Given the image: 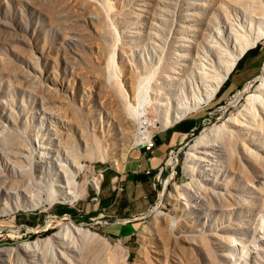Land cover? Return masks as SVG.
I'll return each mask as SVG.
<instances>
[{
  "label": "rangeland",
  "instance_id": "rangeland-1",
  "mask_svg": "<svg viewBox=\"0 0 264 264\" xmlns=\"http://www.w3.org/2000/svg\"><path fill=\"white\" fill-rule=\"evenodd\" d=\"M260 1L0 0V264H264V116L246 100H264V88L254 82L231 102L264 71V37L209 103L176 114L200 96L206 65L219 72L213 45L233 52L236 35L261 28L249 13ZM136 84L145 99L135 106ZM120 102L142 121L123 135ZM183 121L194 128L157 181L119 183L133 142ZM212 127L184 171L188 145ZM102 149L115 164L97 157ZM58 164L76 171L74 203L50 191ZM142 194L154 199L147 210L158 198L147 214L137 213ZM68 224L87 236L43 241Z\"/></svg>",
  "mask_w": 264,
  "mask_h": 264
},
{
  "label": "bare ground",
  "instance_id": "bare-ground-1",
  "mask_svg": "<svg viewBox=\"0 0 264 264\" xmlns=\"http://www.w3.org/2000/svg\"><path fill=\"white\" fill-rule=\"evenodd\" d=\"M249 13L252 16H254L253 18H257L258 19V21L260 23L259 25H260L261 28H259V27L257 28L258 31H257V33L255 32L256 34L254 36H250L249 35L250 37H249L248 40L246 39L247 37L245 38L244 36L236 35L237 38H236V40L234 38V40L238 43V47L233 52H227V50L224 49L223 47L217 46V45H215V46L213 45V47H215L214 51H215L216 63L221 64L219 72L216 75L214 74L213 75L214 77H213V76H211V74L213 73V68H212L213 65H210V66L206 65L207 67L205 66V71L203 72V76L200 77V81H199L198 85H195L196 89H199V88L201 89L202 88V92L200 93V96H197L196 99L193 101V103L190 102L191 104H189V102L183 101V103H181L180 107L177 108V113L176 114L177 115L179 114V116H177V117H183V115H185L186 113L189 114V112H193L197 108H203L207 103H209L214 98V96L217 94V91L219 90L221 85L225 82V80L227 79L228 75L230 74V72L234 68V66L237 63V61L242 57L243 54H245L247 51L252 49L254 47V45L257 43V41L262 36L264 37V2L262 3L260 1L259 3L257 2V4L255 2L253 7H251V10L249 11ZM236 36H234V37H236ZM213 49H210V52H212ZM201 74H202V72H201ZM132 80H133V78H132ZM128 82H130V81H128ZM138 83H140V81ZM253 83L255 85H257L256 88H255V92H258L259 90L264 88V71L262 73H260L258 75V77H256L250 84H248L247 87L244 90L239 91L234 96V98L231 100V102H233V101L236 102V100L240 99L246 93L245 91L249 89V85H251ZM132 84H133V86H132ZM132 84H131V86L134 87L135 83H132ZM137 85L138 84H136V86ZM131 86H130V89H131L130 93L132 95L131 99H133L131 101H134V102L136 101L135 103L132 102V104L133 103H134V105L135 104H141L143 102V99H145L143 94H142V96H140L141 92L143 91L142 86L139 85L134 90H133V88H131ZM131 95H130V97H131ZM186 99H187V97H185V99H183V100H186ZM246 100H247L248 104H249V101H252V102L255 101L256 102L255 105L257 106L259 112L264 116V100L260 96H258L257 94L249 95V96L246 97ZM127 101L129 102L128 99H127ZM120 104L123 107L121 109H119ZM120 104L119 103L117 104L118 108L116 109L117 113H116V116H115L116 117L115 118V122L117 123L118 128H120V131H122L121 133L123 135V133L126 130L129 129V127H133V126H135L137 124L139 126V125H141L142 121L141 122L138 121V119H137V113L138 112L135 113L134 109H132V105L130 106V104H127L126 102H123V103L120 102ZM159 106L160 105L157 103L156 104V109H157L158 114L161 115V111H160V107ZM245 110H248V109H245ZM246 113H247V111H246ZM243 114H245V113H243ZM160 118H161V116H160ZM162 121L161 120L159 121L158 125L160 127H164V124L162 123ZM217 130H218V128H216V127L213 128L212 127V128H209V129L203 131L199 136L194 138L193 141L188 145V147H187V149H186V151L184 153V156H185L184 157V161H183L184 171H188L189 164L192 161V158L194 157V154H195L196 150L198 148H200L203 144L209 142L211 140V137L215 135ZM126 132H128V131H126ZM145 140H146V138L142 137V138H138L136 140V142H133V143L136 146H141L142 143ZM103 145L106 147L107 143H103ZM102 150L103 151H101L100 154L97 155V157L102 158V159H104V160H106V161H108V162H110L112 164H115V162L118 159L116 160L115 156L110 154V152H108L109 150L108 151H106V149L105 150L102 149ZM171 159L172 158H170L167 161V163L171 162ZM56 166H58V169H57V172L55 171L56 172L55 175H54L55 179L53 178L55 180V185H54L55 188L52 189V190L50 189V191L52 193H55V195L60 191L61 192V196L59 198L62 199L63 202L74 203L76 201V199L82 197V194H80V196H77V194L75 192V187H76L75 174L76 173H74V172H76V171L73 172V169H70L67 164L66 165L58 164ZM172 167H173V165H172ZM99 181H100V177L97 178V179L93 178L92 180H89L88 183H89V185L91 187H94L96 189L98 187ZM164 193H165V191H163V193L161 194V197L164 195ZM86 232H87L86 229L82 230L80 227H78V226H76L74 224H68V225H65V226L61 227L59 230H57L51 236H49V238H46L43 241H48V240L50 241L51 240V241H53V243H54V245L56 247H60L61 246L60 242L63 241V238H62L63 235L64 236H68V237H72L74 235H80V234H83V233L85 234ZM83 235H82V238H84ZM94 235H95V233H94ZM85 236H87V235L85 234ZM95 237H93V238L90 237V238H92V240H93ZM85 238H87V237H85ZM97 239H98V237H97ZM38 243L39 242L36 241V242H33L32 244H28V243L19 244L16 247V249L18 251H28L29 249L36 248ZM1 251H3V250H0V255H1Z\"/></svg>",
  "mask_w": 264,
  "mask_h": 264
},
{
  "label": "crops",
  "instance_id": "crops-1",
  "mask_svg": "<svg viewBox=\"0 0 264 264\" xmlns=\"http://www.w3.org/2000/svg\"><path fill=\"white\" fill-rule=\"evenodd\" d=\"M192 128H194L193 121H183L176 124L167 131L156 133L153 136V147L151 151H144L141 148L137 149L136 153L132 155V157L129 158L125 163L124 169L126 175H119L115 178H117L119 183L123 180H126L125 182L127 184H132L134 187L144 185L146 183V179L151 181L150 175H154L157 168L166 160L167 152L170 149L179 146ZM145 170L150 172L149 176L144 174ZM112 182L113 181L111 179H108L106 182H104V185L108 186L112 184ZM114 182H116V180ZM119 183H117L115 187L111 186V190H114L115 194H118L123 190ZM150 187L153 189L151 183ZM118 189H121V191H118ZM141 198L145 201L144 205L137 209L138 214H142L147 210L148 206H145V204L149 205L154 201L152 197L144 194L141 195ZM156 202L153 204V206L156 204ZM152 207L147 210L146 214L151 210Z\"/></svg>",
  "mask_w": 264,
  "mask_h": 264
},
{
  "label": "built area",
  "instance_id": "built-area-1",
  "mask_svg": "<svg viewBox=\"0 0 264 264\" xmlns=\"http://www.w3.org/2000/svg\"><path fill=\"white\" fill-rule=\"evenodd\" d=\"M141 149H143L144 151H151L152 147H153V142L151 139V136H149L140 146ZM176 152H174V149H170L167 152V158L166 160L157 168L156 172L154 175H150V172L145 170L144 174L145 175H150L151 176V182L157 181L159 179V176L162 174V172L167 168V166H169V164L167 163V161L170 158H175V154ZM173 169V167H170V170ZM152 187H154V185L152 184ZM118 191H121V189H118Z\"/></svg>",
  "mask_w": 264,
  "mask_h": 264
},
{
  "label": "trees",
  "instance_id": "trees-1",
  "mask_svg": "<svg viewBox=\"0 0 264 264\" xmlns=\"http://www.w3.org/2000/svg\"><path fill=\"white\" fill-rule=\"evenodd\" d=\"M71 212V210H69V209H61L60 211H58V215H62V214H64V213H70ZM95 214H97V213H92V215H95Z\"/></svg>",
  "mask_w": 264,
  "mask_h": 264
},
{
  "label": "water",
  "instance_id": "water-1",
  "mask_svg": "<svg viewBox=\"0 0 264 264\" xmlns=\"http://www.w3.org/2000/svg\"><path fill=\"white\" fill-rule=\"evenodd\" d=\"M136 148H137V149H140V146H137Z\"/></svg>",
  "mask_w": 264,
  "mask_h": 264
}]
</instances>
